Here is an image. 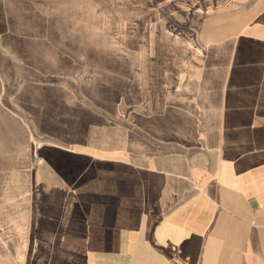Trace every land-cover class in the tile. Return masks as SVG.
Instances as JSON below:
<instances>
[{"label": "rangeland", "instance_id": "obj_1", "mask_svg": "<svg viewBox=\"0 0 264 264\" xmlns=\"http://www.w3.org/2000/svg\"><path fill=\"white\" fill-rule=\"evenodd\" d=\"M232 1L0 0V264H89L97 176L190 138Z\"/></svg>", "mask_w": 264, "mask_h": 264}, {"label": "crops", "instance_id": "obj_2", "mask_svg": "<svg viewBox=\"0 0 264 264\" xmlns=\"http://www.w3.org/2000/svg\"><path fill=\"white\" fill-rule=\"evenodd\" d=\"M206 23L190 138L97 176L89 264H264V0Z\"/></svg>", "mask_w": 264, "mask_h": 264}]
</instances>
